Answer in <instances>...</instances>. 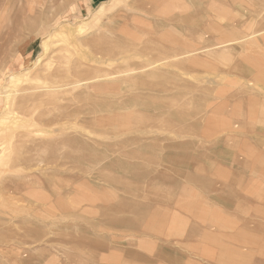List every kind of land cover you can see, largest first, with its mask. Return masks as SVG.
<instances>
[{"label": "rangeland", "instance_id": "obj_1", "mask_svg": "<svg viewBox=\"0 0 264 264\" xmlns=\"http://www.w3.org/2000/svg\"><path fill=\"white\" fill-rule=\"evenodd\" d=\"M189 6L222 31L264 17V0H0V264H264V182L205 183L249 162L217 148L259 33L206 42Z\"/></svg>", "mask_w": 264, "mask_h": 264}, {"label": "crops", "instance_id": "obj_2", "mask_svg": "<svg viewBox=\"0 0 264 264\" xmlns=\"http://www.w3.org/2000/svg\"><path fill=\"white\" fill-rule=\"evenodd\" d=\"M89 4L93 7L95 4V0H87ZM215 4H211L213 7V11L221 12L225 10L227 12H234V8L229 11L227 8H223L220 10L216 2ZM230 4V3H229ZM203 6H208L203 4ZM228 5L225 4V7ZM211 7V6H210ZM74 8H77L74 6ZM198 9V11H197ZM195 9L194 6H189L190 12H198L197 22V33H200V30L205 33H209L210 40L206 42L212 41L214 44H219L222 41V35H227L229 40L224 43H229L232 45L233 49H236L238 52V46H233L239 42L240 37H245V35L249 32H253V29L259 33L256 36H252L249 38L250 42L247 48L245 49L243 57H235L239 58V62L235 65V72L231 71L229 74L235 77H244L245 79L253 80L255 82V86L249 84L246 90L241 91L237 88L234 89V95H231L227 100V104L224 103L223 107L227 108L228 111V135L220 134L222 138H227L228 147H225L228 154H225L224 148H221L223 141L218 144L217 150H222L218 154L219 155H229L238 157L239 155H248L250 156L249 162L247 163V159L245 158L244 164H237L235 162H229L228 169L216 168L214 166L213 169H205V171H213L216 174L215 177L211 180V182H205L207 185H217L218 187H229V188H249L254 187L258 182H264V17H261L260 21L253 19L250 20V16L246 21L237 22V26L235 29L225 28L224 31L221 30V24L215 23L212 18V15H208V9H204L201 11L199 8ZM72 10V9H71ZM73 9L72 11H75ZM253 10V9H251ZM255 10V9H254ZM241 11V10H236ZM256 11H263L262 9H256ZM204 12L202 17L200 13ZM215 17V16H214ZM188 28L190 26L187 25ZM228 31V32H227ZM262 31V32H261ZM231 47V48H232ZM230 48V49H231ZM232 50V49H231ZM259 87V90L257 89ZM233 91V90H232ZM241 97V98H240ZM241 99V100H239ZM221 105L217 106L220 108ZM216 107V108H217ZM219 114V112H218ZM220 115V114H219ZM212 119L209 120V123ZM213 121V129L216 132H219L220 125L222 123V119L218 116ZM229 136V137H228ZM249 139H254L249 142ZM226 140V139H225ZM245 145L248 147L246 149ZM261 173V174H260ZM226 174L229 175L228 180L221 179ZM256 175L257 179L254 180L251 175ZM205 177V175H204ZM221 179V180H219ZM220 197V195L218 196Z\"/></svg>", "mask_w": 264, "mask_h": 264}, {"label": "bare ground", "instance_id": "obj_3", "mask_svg": "<svg viewBox=\"0 0 264 264\" xmlns=\"http://www.w3.org/2000/svg\"><path fill=\"white\" fill-rule=\"evenodd\" d=\"M262 32V31H261ZM115 45V44H114ZM131 45V44H130ZM117 46V45H116ZM130 48V47H129ZM114 49V48H113ZM124 49V48H123ZM208 49V48H207ZM197 50V49H196ZM205 50V49H204ZM192 52V51H191ZM200 52V51H199ZM193 53V52H192ZM117 54V53H116ZM146 66V65H145ZM144 66V67H145ZM131 68V67H130ZM140 68V67H139ZM138 68V69H139ZM142 68V67H141ZM144 69V68H143ZM131 71V70H130ZM130 71H128V72H130ZM127 73V72H126ZM137 74V73H136ZM146 74V73H145ZM156 75V74H155ZM155 78V77H154ZM92 79V78H91ZM94 80V79H93ZM150 80V79H149ZM87 81V80H86ZM88 81H90V80H88ZM147 81V80H146ZM151 81H152V79H151ZM85 82V81H84ZM48 89V88H47ZM36 90V89H35ZM18 91V90H17ZM9 92V91H8ZM15 92V91H14ZM20 92V91H19ZM23 91H21V93H22ZM13 93V92H12ZM24 93V92H23ZM8 94V93H7ZM11 94V93H10ZM16 94H17V92H16ZM5 95V94H4ZM17 109V108H16ZM6 111V110H5Z\"/></svg>", "mask_w": 264, "mask_h": 264}]
</instances>
